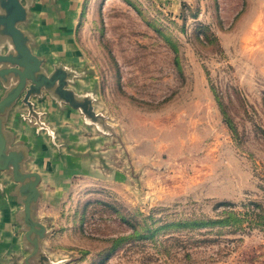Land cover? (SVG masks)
<instances>
[{
	"label": "rangeland",
	"instance_id": "obj_1",
	"mask_svg": "<svg viewBox=\"0 0 264 264\" xmlns=\"http://www.w3.org/2000/svg\"><path fill=\"white\" fill-rule=\"evenodd\" d=\"M77 34L110 166L70 180L51 260L264 264V0H84Z\"/></svg>",
	"mask_w": 264,
	"mask_h": 264
},
{
	"label": "crops",
	"instance_id": "obj_2",
	"mask_svg": "<svg viewBox=\"0 0 264 264\" xmlns=\"http://www.w3.org/2000/svg\"><path fill=\"white\" fill-rule=\"evenodd\" d=\"M23 3L27 18L20 27L30 38L32 52L43 59L48 71L56 66L71 71L68 87L78 95L93 93L95 79L77 34L84 0H23ZM9 48L7 39L0 43V52ZM13 83L0 79V97ZM30 100L36 115L18 99L3 115V130L8 148L24 151L23 168L40 174L41 196L33 215L46 226L49 236L58 228L52 209L61 206L73 176L96 179L98 166H110L107 157L110 146L106 141L111 137L80 109L69 106L48 90L32 95ZM21 211L17 184L10 173L0 171V264H23L28 252ZM46 238L41 242L45 252Z\"/></svg>",
	"mask_w": 264,
	"mask_h": 264
},
{
	"label": "water",
	"instance_id": "obj_3",
	"mask_svg": "<svg viewBox=\"0 0 264 264\" xmlns=\"http://www.w3.org/2000/svg\"><path fill=\"white\" fill-rule=\"evenodd\" d=\"M26 18L27 8L23 0H0V43H4L6 39L10 43L7 51L0 52V79L5 83L14 82L0 97V171L10 173L21 198V220L28 247L23 264H56L41 248V242L50 232L33 215L34 206L41 196L38 188L40 174L23 168L25 153L22 149L8 148L3 130V115L18 99L26 103L29 111L36 115L30 97L48 90L69 106L80 109L104 133L109 135L111 130H108L109 125L104 115L96 111L91 94L78 95L68 87L71 71L62 66L48 71L43 66V59L32 52L28 44L30 38L20 27Z\"/></svg>",
	"mask_w": 264,
	"mask_h": 264
}]
</instances>
